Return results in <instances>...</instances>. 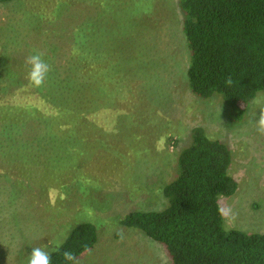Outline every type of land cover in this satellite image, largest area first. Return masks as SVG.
<instances>
[{
  "label": "rangeland",
  "instance_id": "374dc122",
  "mask_svg": "<svg viewBox=\"0 0 264 264\" xmlns=\"http://www.w3.org/2000/svg\"><path fill=\"white\" fill-rule=\"evenodd\" d=\"M177 2L12 0L0 4V96L11 103L0 107V211L4 204L1 199L12 207V217L5 218L8 222L0 221V264H37L44 253L62 244L72 226L81 223L96 227L97 243L72 264H171L164 246L119 224L130 212L162 210V184L170 179L179 148H171L168 161L162 160L155 167V159L161 156L154 154L151 159L150 151L157 146L161 131L154 135L144 127L148 135L145 134L143 148L150 150L146 151L149 160L144 161L137 152L129 164H124L120 154L134 137L133 142H142L143 131L105 137L106 143L100 139L94 148L82 146L75 153L70 150L72 155L57 162L55 155L62 153L61 146L30 150L1 138L7 136L5 128L10 118L19 114L13 105L24 102L15 94L9 96L5 86L19 81L30 57L28 52L41 47L37 41L43 30L49 33L78 16L105 23L104 39L107 51L113 55L108 89L118 98L131 96L134 112L139 116L136 118L157 120L163 125L162 132L170 128L180 148L187 145L190 130L199 127L208 138L219 140L230 149L228 173L237 182V190L233 196L218 201L224 228L247 234L264 233V93L239 108L228 106L219 94L200 99L191 93ZM6 57L11 61L2 64L7 63ZM104 81L107 84L108 77ZM152 104L160 105L161 114ZM82 153L88 158L96 155L110 159L113 167L109 163V169L101 162L93 163V172L88 165L74 173L77 163L84 159ZM86 171L91 174L86 175ZM22 222L26 223L23 228ZM9 242V252L4 255Z\"/></svg>",
  "mask_w": 264,
  "mask_h": 264
},
{
  "label": "trees",
  "instance_id": "16d2710c",
  "mask_svg": "<svg viewBox=\"0 0 264 264\" xmlns=\"http://www.w3.org/2000/svg\"><path fill=\"white\" fill-rule=\"evenodd\" d=\"M11 1L0 0V4ZM177 3L182 15L188 56L185 74L191 93L200 99L219 94L231 108L244 107L258 93H264V0H178ZM66 25L60 24V28L49 33L43 30L37 41L41 47L28 52L30 57L19 74V81L5 86L9 96L15 94L24 102L13 105L19 114L10 118L5 128L7 136L1 138H9L14 146L22 145L30 150L61 146L62 153L55 155L57 162L80 152L82 146L94 148L100 139L106 143L105 137L110 139L120 132L139 134L138 131L144 132V127L154 135L161 131L152 151L143 148L145 131L140 143L133 142L136 137H130L133 141L128 142V148L119 158L124 157V164H129L139 152V157L147 161L146 151H150L151 159L155 158L154 154L161 156L155 159L157 167L162 160L168 161L171 148H179L170 179L162 184V210L130 212L120 219V226L138 230L164 246L171 264H264V233L247 234L224 228L218 201L233 196L237 190V182L228 173L230 149L219 140L208 138L199 127L190 130L187 145L180 148L170 128L162 132L163 125L157 120L136 118L139 116L134 112L131 96L118 98L108 89L113 55L107 51L105 23L78 16ZM5 61L2 64H8L11 59L6 57ZM5 99L0 96V107L6 102L5 107L11 105L10 99ZM151 106L161 114L159 104ZM70 150L75 151L68 153ZM100 162L106 168L108 163L113 167L110 159L84 155L74 173L88 165L93 172L94 165ZM1 200L3 224L9 220L5 218L12 217V207ZM20 226L23 228L26 223ZM96 243L97 229L93 224L72 226L62 244L44 253L37 264H72ZM9 246L10 242L4 255L8 254Z\"/></svg>",
  "mask_w": 264,
  "mask_h": 264
}]
</instances>
